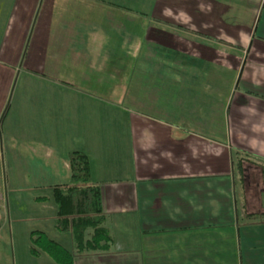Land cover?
<instances>
[{
	"label": "crops",
	"instance_id": "1",
	"mask_svg": "<svg viewBox=\"0 0 264 264\" xmlns=\"http://www.w3.org/2000/svg\"><path fill=\"white\" fill-rule=\"evenodd\" d=\"M259 2L232 26L213 0L157 17L128 0H0L13 167L71 176L81 150L101 185L110 248L74 264H264Z\"/></svg>",
	"mask_w": 264,
	"mask_h": 264
},
{
	"label": "rangeland",
	"instance_id": "2",
	"mask_svg": "<svg viewBox=\"0 0 264 264\" xmlns=\"http://www.w3.org/2000/svg\"><path fill=\"white\" fill-rule=\"evenodd\" d=\"M146 1L148 3L145 8L135 0H128V5L130 2L132 8L147 11L149 13L148 16L157 17L160 12L165 10L167 16L177 10L190 13V10H196V7L192 6L191 2H203V0ZM213 1L218 3L221 7L220 9L224 11L219 19L222 24H231L229 21L233 18V22H237L240 17H243L247 25L251 22L252 13L247 0ZM259 3V8L262 9L264 0H260ZM259 8L257 12H259ZM176 16L170 18L173 19ZM233 24L231 25L233 26ZM4 82L5 92H7L10 84L7 77L4 78ZM12 86L10 85L9 93L5 96L8 101L7 107L10 106ZM20 87L21 84H19L18 88ZM63 95V90L55 92V97L57 98H64ZM18 106L16 102L15 104L12 102V107L9 110L8 117L3 121L4 123L1 122L3 116H0V264H58L44 252H42L41 256H35L32 253V247L36 246L31 240V234L38 230L46 231L51 238L60 239L69 249L73 248L74 242L71 234L69 232H61L55 226L56 204L53 200L52 190L53 184L68 181L70 173H64V165L61 164L59 171L52 174L37 172L38 170L34 171L33 168L34 172L32 174L19 173V171L15 170L12 164L14 149L12 150L13 143L10 138L12 137L13 125L17 122L18 116L22 111L21 107ZM60 141L58 144L64 148V140ZM63 148H58L60 152L58 160L64 159ZM252 159L246 158V161L255 163ZM247 165L248 163L244 164V166Z\"/></svg>",
	"mask_w": 264,
	"mask_h": 264
},
{
	"label": "trees",
	"instance_id": "3",
	"mask_svg": "<svg viewBox=\"0 0 264 264\" xmlns=\"http://www.w3.org/2000/svg\"><path fill=\"white\" fill-rule=\"evenodd\" d=\"M71 176L67 182L52 185L56 204L55 226L69 232L74 251L51 238L45 231H34L31 240L35 256L44 252L59 264H74L76 254L106 251L112 236L106 226L101 185L91 177L90 158L84 151L68 155ZM264 172V166H262ZM89 233V234H88Z\"/></svg>",
	"mask_w": 264,
	"mask_h": 264
}]
</instances>
